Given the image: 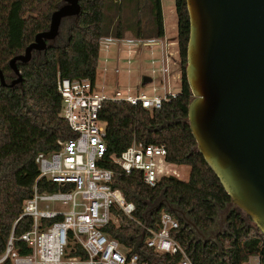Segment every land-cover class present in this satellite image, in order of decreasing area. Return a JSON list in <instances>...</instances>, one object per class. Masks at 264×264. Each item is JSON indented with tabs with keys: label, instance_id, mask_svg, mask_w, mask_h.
Returning <instances> with one entry per match:
<instances>
[{
	"label": "trees",
	"instance_id": "1",
	"mask_svg": "<svg viewBox=\"0 0 264 264\" xmlns=\"http://www.w3.org/2000/svg\"><path fill=\"white\" fill-rule=\"evenodd\" d=\"M178 17V43L181 67V90L161 108L149 110L128 102L104 101L100 117L107 123L108 152L100 165L115 171L113 186L121 189L125 198L136 205L134 217L158 230L163 210L172 213L179 227L173 237L184 248L193 264H245L252 256L264 264V235L258 228L246 226L242 214L235 210L228 216V228L218 236V242H204L195 237L189 226L167 208L158 209L161 201L179 204L189 211L198 226L209 230L217 215V205L224 208L231 201L220 179L194 150L197 145L188 119L193 97L186 75L189 41L188 7L186 0H175ZM61 0H0V68L8 81L14 78L9 62L23 53L37 33L49 26L51 13ZM78 22L66 19V34L50 43L46 51H35L29 63H19L23 75L21 85L3 86L0 81V259L6 252L14 230L15 247L22 254L31 248L20 240L31 229L32 219L23 217L24 200L31 197L40 171L36 157L40 152L58 149V141L77 136L69 122L61 117L62 96L58 92L59 77L96 79L99 65V40L103 35L123 36L127 31L139 37L165 35L162 0H124L133 6L134 20L124 15V5L114 0H81ZM59 42H62L60 44ZM173 121V122H172ZM171 122L167 127L162 125ZM146 144H165L167 159L177 165L190 166L187 180L164 176L155 187L145 183L143 173L126 174L111 161V155L121 154L134 138ZM41 190H56L57 185L42 179ZM159 203V204H158ZM118 223H110L104 231L140 254L148 264H179L182 254H161L149 247L150 236L142 227L115 210ZM69 255L88 258L77 244ZM0 264H13L7 259Z\"/></svg>",
	"mask_w": 264,
	"mask_h": 264
},
{
	"label": "built area",
	"instance_id": "2",
	"mask_svg": "<svg viewBox=\"0 0 264 264\" xmlns=\"http://www.w3.org/2000/svg\"><path fill=\"white\" fill-rule=\"evenodd\" d=\"M159 43L160 59L154 57V46ZM99 46L100 53L104 51L106 54L113 46H117V63L121 60L119 53L125 52L129 66L135 57L141 58L145 48L149 47L152 55L150 62L154 66L151 74H142L141 78L157 75L164 94L133 95L122 91L110 94L104 84L99 85L98 74L95 80L89 77L58 78L57 89L62 96L60 115L69 122L77 136L59 140L58 149L37 155L40 175L31 197L24 200L22 214L16 221L17 224L23 217L32 219L31 229L20 237L31 248V252L22 254L16 249L13 230L0 263L11 259L13 264H148L140 260L139 253L129 254V248L104 231L110 223H118L115 210H121L139 224L144 232L150 233L146 240L149 247L161 254L180 252L182 260L179 264H193L172 235V230L179 227L178 219L163 210L158 230L136 219L133 216L136 205L126 200L121 189L113 186L115 171L100 165L108 152L107 123L100 117L104 101H125L154 110L176 97L179 92L173 91L171 85L173 81L181 80L178 40H171L166 35L139 37L130 33L123 36L108 34L100 38ZM104 62V69L107 70L110 62L107 55ZM115 71L118 73L119 67ZM153 91H157L155 85ZM167 156L165 144H146L135 137L121 154H113L110 158L126 174L142 171L145 183L155 187L164 176L183 179L179 168L188 167L169 161ZM42 179L56 184L57 189L41 190L38 182ZM50 202L60 203L61 207L52 208ZM74 244L80 245L88 258L69 255Z\"/></svg>",
	"mask_w": 264,
	"mask_h": 264
},
{
	"label": "water",
	"instance_id": "3",
	"mask_svg": "<svg viewBox=\"0 0 264 264\" xmlns=\"http://www.w3.org/2000/svg\"><path fill=\"white\" fill-rule=\"evenodd\" d=\"M81 0H61L49 26L18 53L9 65L3 86L23 82L19 63H29L34 51H46L61 32L63 21L78 22ZM189 41L186 75L192 91L188 108L190 129L197 145L230 196L237 215L251 218L264 235V0H186ZM152 77L145 75L143 82ZM173 122V121H172ZM171 122L162 125L167 127ZM176 213L194 233L202 229L179 204L162 201L158 209ZM217 215L209 233L215 227ZM218 242V236L213 239Z\"/></svg>",
	"mask_w": 264,
	"mask_h": 264
},
{
	"label": "rangeland",
	"instance_id": "4",
	"mask_svg": "<svg viewBox=\"0 0 264 264\" xmlns=\"http://www.w3.org/2000/svg\"><path fill=\"white\" fill-rule=\"evenodd\" d=\"M118 5H124V0H114ZM162 9L164 16V23L166 29V35L171 38V40H178V17L176 13V2L175 0H162ZM133 6L124 5V15L129 20H134L135 15L133 11ZM61 32L62 35L66 34L65 25L62 26ZM126 33L132 34L130 31ZM62 44V42H59ZM108 56L110 58V62L107 64L108 69L105 70V62L104 57ZM119 56L121 60L119 64L117 63L118 50L117 46H113L111 50L106 54L104 51L100 53L99 66L97 71V80L99 85L104 84L106 86V91L110 94L115 93L116 91H122L124 94H133L138 95L141 93H147L149 95H160L164 94V89L160 79L155 75L151 81L144 83L142 82L143 77L142 74H151L152 68L154 65L151 64L150 59L152 57L150 53V48L146 47L143 51L141 58L135 57L132 64H129L125 60L126 53L120 52ZM154 57L160 59L161 58V44H157L154 46ZM119 67V72L115 71V68ZM130 68V71L128 69ZM181 72V67H180ZM181 80L173 81L171 85V89L173 91L180 92L181 90ZM153 85L157 87V91H153ZM197 151V149L194 148ZM179 168V167H178ZM190 166L187 168L180 167L179 170L183 173V180H187L190 175ZM162 202V201H161ZM159 204V203H158ZM49 205L53 207H61L60 203L50 202ZM230 205V204H229ZM231 206L227 208L220 209L224 218L229 213ZM219 210V211H220ZM235 210V209H234ZM237 211L243 214V211L237 207ZM246 220V226L257 228L255 222L249 218L248 216L243 217ZM225 228H221V232L225 231ZM245 264H259V258L257 256H252L248 262Z\"/></svg>",
	"mask_w": 264,
	"mask_h": 264
},
{
	"label": "flooded vegetation",
	"instance_id": "5",
	"mask_svg": "<svg viewBox=\"0 0 264 264\" xmlns=\"http://www.w3.org/2000/svg\"><path fill=\"white\" fill-rule=\"evenodd\" d=\"M74 17H68V18H66V19H69V20H72ZM65 19V20H66ZM64 20V21H65ZM64 21H63V23H64ZM63 26V25H62ZM53 42V41H52ZM35 52V51H34ZM40 52V51H39ZM229 204H231L230 202L229 203H227L226 204V206L224 207V208H227L228 206H229ZM224 208H220V209H224ZM232 209V207L230 208V210ZM229 210V211H230ZM233 210H234V208H233ZM232 210V211H233ZM226 218H227V216H226ZM226 218H224L223 217V215H222V213H221V210L219 211V213H218V219L216 220V222H215V227H214V229L213 230H211L209 233H206V232H204V231H196L195 232V237L198 239V240H202V241H204V242H207V241H209V240H213V239H215L217 236H219V234H221V233H223V232H221L220 230H221V228H225V229H227L228 228V221H226Z\"/></svg>",
	"mask_w": 264,
	"mask_h": 264
},
{
	"label": "crops",
	"instance_id": "6",
	"mask_svg": "<svg viewBox=\"0 0 264 264\" xmlns=\"http://www.w3.org/2000/svg\"><path fill=\"white\" fill-rule=\"evenodd\" d=\"M164 27H165V23H164ZM165 35H166V29H165ZM167 36V35H166ZM168 37V36H167ZM169 38V37H168ZM259 258V257H258ZM260 264V263H259Z\"/></svg>",
	"mask_w": 264,
	"mask_h": 264
}]
</instances>
